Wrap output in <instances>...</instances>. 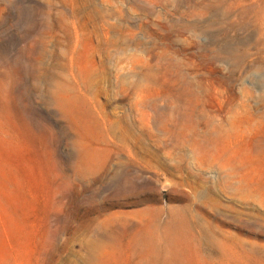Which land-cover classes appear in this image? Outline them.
Masks as SVG:
<instances>
[{
	"label": "rangeland",
	"instance_id": "1",
	"mask_svg": "<svg viewBox=\"0 0 264 264\" xmlns=\"http://www.w3.org/2000/svg\"><path fill=\"white\" fill-rule=\"evenodd\" d=\"M0 264H264V0H0Z\"/></svg>",
	"mask_w": 264,
	"mask_h": 264
},
{
	"label": "bare ground",
	"instance_id": "2",
	"mask_svg": "<svg viewBox=\"0 0 264 264\" xmlns=\"http://www.w3.org/2000/svg\"><path fill=\"white\" fill-rule=\"evenodd\" d=\"M263 100V99H262ZM261 100V101H262ZM199 150H203L204 152L203 153H207V154H209V153H211V149H208L207 147L206 148H200ZM170 217H169V222H168V228H170V227H173L175 230L177 229V231L179 232V237H181L180 235H183L184 233H185V223L187 224L188 223V218H187V215H188V209H187V207L186 208H178V209H176V208H173V209H171V211H170ZM165 228H167V225H166V227ZM172 228V229H173ZM168 230V229H167ZM170 230V232L172 231L171 229H169ZM149 231V230H148ZM155 231L157 232L158 230H156L155 229ZM174 231V230H173ZM155 232V233H156ZM158 233V232H157ZM148 234H150V233H148ZM151 234H152V231H151ZM153 234H154V232H153ZM153 234H152V236H153ZM161 235H163V233H161ZM170 235V234H169ZM172 235V237H173V234H171ZM151 235H150V237L149 238H151L152 237ZM175 236V235H174ZM160 237V236H159ZM163 236H161V238H162ZM167 237V236H166ZM169 237V236H168ZM167 237V238H168ZM172 237H170V238H172ZM177 237V236H176ZM200 237L203 239V241L209 246V248L210 249H212V247H214L215 245H223L224 243H222L223 242V240L221 241L220 239H219V235H216V233L214 232V231H212L211 229H206L203 233H201L200 234ZM153 239H155L154 237H152ZM158 238V237H157ZM156 238V239H157ZM213 238V239H212ZM214 238L216 239V242L214 241ZM163 239H165V238H163ZM167 240H169V239H167ZM170 240H172V239H170ZM175 240V239H174ZM212 240H213V242H212ZM153 241V240H152ZM150 242V241H149ZM155 241H153V243H154ZM156 242H157V240H156ZM175 242V241H174ZM177 242V241H176ZM152 243V242H151ZM156 244V243H155ZM158 245V244H157ZM157 245H155V246H157ZM171 245V244H170ZM148 246H151V245H148ZM153 246H154V244H153ZM150 248V247H149ZM153 248H155L156 249V247H153ZM153 248H151V251H152V249ZM160 248V247H159ZM152 253H154L153 251H152ZM154 255V254H153ZM155 260V259H154Z\"/></svg>",
	"mask_w": 264,
	"mask_h": 264
}]
</instances>
